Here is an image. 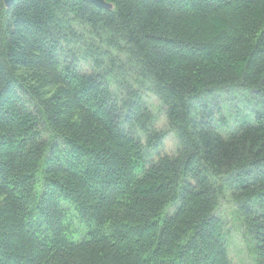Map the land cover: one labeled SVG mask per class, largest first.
<instances>
[{
    "label": "trees",
    "instance_id": "obj_1",
    "mask_svg": "<svg viewBox=\"0 0 264 264\" xmlns=\"http://www.w3.org/2000/svg\"><path fill=\"white\" fill-rule=\"evenodd\" d=\"M104 1L0 0V264H264V0Z\"/></svg>",
    "mask_w": 264,
    "mask_h": 264
},
{
    "label": "rangeland",
    "instance_id": "obj_2",
    "mask_svg": "<svg viewBox=\"0 0 264 264\" xmlns=\"http://www.w3.org/2000/svg\"><path fill=\"white\" fill-rule=\"evenodd\" d=\"M149 104L150 105H155L156 104V100L155 98H152V97H149ZM171 139H169L170 141ZM173 143L174 142H171L167 144V148L169 151H171V147H173ZM242 246L241 244H239L238 242L236 241H231V247H230V250H229V253L231 254V257L234 258V260H238L240 261V259H242L243 257V253H242Z\"/></svg>",
    "mask_w": 264,
    "mask_h": 264
},
{
    "label": "water",
    "instance_id": "obj_3",
    "mask_svg": "<svg viewBox=\"0 0 264 264\" xmlns=\"http://www.w3.org/2000/svg\"><path fill=\"white\" fill-rule=\"evenodd\" d=\"M13 0H3V3L6 8H8ZM85 2H88L90 4H93L94 6L102 9H110L111 6L107 4L104 0H83Z\"/></svg>",
    "mask_w": 264,
    "mask_h": 264
}]
</instances>
